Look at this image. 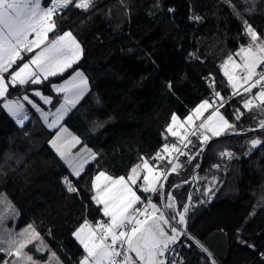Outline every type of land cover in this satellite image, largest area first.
<instances>
[{"label": "trees", "instance_id": "obj_1", "mask_svg": "<svg viewBox=\"0 0 264 264\" xmlns=\"http://www.w3.org/2000/svg\"><path fill=\"white\" fill-rule=\"evenodd\" d=\"M75 1L54 17L57 27L51 35L72 31L84 50L80 61L40 85L10 86L7 96L41 87L55 96L54 107L60 96L50 85L80 68L90 89L72 113L113 165L124 175L143 159L157 168L167 166V159L155 158L176 140L167 131L172 115L187 117L203 100L212 101L214 91L224 99L232 95L222 64L248 44L241 20L224 0H92L86 10L76 8ZM232 4L253 27L264 26V0ZM251 7L255 11L249 15ZM250 96H231L221 107L234 132L212 137L210 144L192 134L178 155L179 167L166 177L165 198L175 197L177 213L192 191L186 216L192 238L182 248L184 264H264V143L250 144L252 139L264 142L259 125L264 104L245 109ZM30 113L18 124L0 98V198L7 195L17 210L16 230L32 224L40 233L50 249L38 252L41 259L54 252L61 264H78L86 253L73 232L85 219L107 218L51 147L55 129L33 109ZM216 174L211 202L205 203V190ZM64 177L81 189L79 194L67 191ZM13 260L4 263L0 255L1 264Z\"/></svg>", "mask_w": 264, "mask_h": 264}, {"label": "snow or ice", "instance_id": "obj_2", "mask_svg": "<svg viewBox=\"0 0 264 264\" xmlns=\"http://www.w3.org/2000/svg\"><path fill=\"white\" fill-rule=\"evenodd\" d=\"M245 2L255 5L258 0H245ZM224 3L229 5L233 14L241 20L243 35L248 38V44L246 47L241 45L239 52L228 56L222 65L223 74L227 77L233 96L251 93L253 88L260 86L259 92L252 99L244 102L243 107L251 110L253 99L264 104V68L260 72L257 71L264 65V26L257 25L260 28L258 32L257 27H253V24H250L248 19L237 11L232 0H224ZM70 5H73V0H0V98L6 99L10 86L16 88L40 85L49 77L63 74L80 61L84 50L72 31H64L51 41L48 39L49 33L54 32L57 27L54 17L61 10L68 9ZM91 5L92 0H78L74 4L76 8L84 10ZM169 11L174 10L169 9ZM247 11L251 15L255 9L251 7ZM38 48L39 52L29 56L28 60H24L22 54L33 53ZM236 57L239 58V62ZM18 61L22 63L18 64ZM13 65H16L15 70H12ZM214 83L213 78L211 86L214 87ZM50 87L56 93L64 94L63 103L54 112L44 111L27 94L16 100L6 99L3 108L20 122L28 116L21 99L39 112L48 128L57 129L54 138L50 141L51 147L71 170L70 176L79 179L89 159H96L97 153L85 146L82 151L73 154L72 149L81 143L80 138L72 135L61 121L89 91L88 78L82 71L75 70V74L71 75L70 79H66L62 84H51ZM168 87L171 88V85L169 84ZM33 94L44 104L52 103V98L43 95L40 90H34ZM213 97L211 103L208 99L203 100L183 122L192 126L195 120L201 121L195 129L200 133L202 144L209 142L212 137L224 135L226 131L235 130V125L229 123L220 112V108L224 106V97L215 91ZM217 100L220 101L219 104ZM210 108L213 111L204 117V113ZM241 115L242 113L238 112L235 118L238 120ZM259 125L261 129H264V119L259 121ZM97 127H103V125L99 124ZM176 127H183V124L179 122V117L173 114L167 131L174 137L179 136ZM261 143L264 142L260 139L250 141L252 148H256ZM172 150L180 151L176 144H172L171 147L166 144L162 151L170 154ZM220 155L230 159L233 156L231 152H222ZM164 158L158 153L155 159ZM169 163L172 162L169 161ZM177 167L179 165H174L171 170L175 172ZM140 171H146V174L143 177L142 188L138 187L137 190L142 193H158L160 189L157 185L160 184L162 187L161 177L166 179L167 173L154 171L148 160H143L142 164L134 166L127 179L125 176L114 178L104 171L95 175L90 189L94 191V194L90 199L100 206L107 222L97 221L93 224L85 219L73 232L75 239L83 246L86 253L78 264H174V261H170L166 254L175 251L171 246L177 244L178 238L186 236L187 232L186 228L182 231L171 221L177 220L178 216L177 223L186 226V216L192 207L191 196L188 197V203L180 205L181 211L168 217L152 202L151 198L145 197L144 200L147 201L145 203L141 196L137 195V191L133 190ZM62 183L67 186V191L70 193L79 194L81 191L68 177H64ZM211 191L209 188L208 192L211 193ZM0 199L15 214L11 202L7 201L6 197ZM138 204L141 206L137 207ZM165 208L175 211L177 208L175 197H169ZM3 219L4 216L0 215V221ZM166 228L170 229L171 234ZM49 235H51L50 231ZM9 237L8 240L3 241L7 244V249L0 247V251L6 250L9 255L16 256L22 264H40L33 259L32 255L24 251L29 245H34L36 252L50 251L32 224L18 234L9 233ZM204 251L207 252V249ZM131 254L135 255V259ZM45 264H61V262L53 252L52 258ZM212 264H215V261H212Z\"/></svg>", "mask_w": 264, "mask_h": 264}, {"label": "rangeland", "instance_id": "obj_3", "mask_svg": "<svg viewBox=\"0 0 264 264\" xmlns=\"http://www.w3.org/2000/svg\"><path fill=\"white\" fill-rule=\"evenodd\" d=\"M76 2H78V0H76L75 1V3ZM31 38V37H30ZM48 39L49 40H51L52 39V37L50 36V33H49V37H48ZM245 47L247 46V45H244ZM240 49V48H239ZM239 49L238 50H236L234 53H232L231 55H234L235 53H237V52H239ZM230 56V55H229ZM228 58V57H227ZM236 59H237V62H239V58L238 57H236ZM227 60V59H226ZM225 60V61H226ZM224 61V62H225ZM224 62H223V64H224ZM222 64V65H223ZM222 71H223V67H222ZM237 71H239V70H237ZM71 75H74V74H69L68 76H66L65 78H62L61 80H59V81H55V82H53L52 84H62V83H64V81L66 80V79H70L71 78ZM5 77H6V79H8V76H7V74H5ZM34 90H40L41 92H42V94L43 95H45V96H50L51 98H52V103L55 101V96L54 95H52V94H49V93H46L45 91H44V89L43 88H32L31 90H30V92L31 93H24L23 95H25V94H27V95H29V98L30 99H32L33 100V102H35L36 104H38L44 111H46V112H54L55 111V109L57 108V107H59V105L61 104V103H63V101H58V103H56V105L54 106V107H52V103L51 104H44L43 103V101L39 98V97H36V96H34V94H33V91ZM259 90H260V86L258 85L257 87H256V89H255V91L253 92L254 94V96L259 92ZM22 95V96H23ZM22 96H20V97H16V98H13V97H9V96H7L6 97V99H11V100H16V99H18V98H21ZM1 99H3V103L4 102H6V99L5 98H1ZM249 99H251V96L249 97ZM218 101V100H217ZM216 101V102H217ZM210 103L212 102V101H209ZM21 103H23L24 104V106H25V109L27 110V113H28V116H27V118L25 119V120H23V122H20V121H18V120H16L17 122H18V124H24V122H26L28 119H29V117L31 116V113H30V111H31V109H33L34 111H36L34 108H32L31 107V105H29L26 101H23L22 99H21ZM218 104V103H217ZM261 103H259L257 100H256V103H254L253 105H260ZM195 109V108H194ZM213 111V109H209L207 112H205L204 113V117H207L211 112ZM37 112V111H36ZM220 112H221V114L222 115H224L225 116V118L229 121V123H232L228 118H227V116L225 115V113L223 112V110L220 108ZM191 113H192V111H191ZM190 113V114H191ZM37 114H39L40 115V113L39 112H37ZM189 114V115H190ZM41 116V115H40ZM71 116L73 117V113H72V110L68 113V115L67 116H65V118L61 121V123L62 122H64V121H68V122H70V118H71ZM42 117V116H41ZM179 117V116H178ZM186 118V117H185ZM185 118H181V117H179V122L180 123H182L183 124V127L184 128H186L187 129V132L186 133H181L180 132V128H182V127H176V131L182 136V135H184L183 137H176V140H174V142L176 143V146H177V148H179V144H182L183 142L186 144L187 143V141L189 140V138L191 137V135L194 133V132H192L193 130H195L194 128H195V126L196 125H198V123H199V121L200 120H195V124L194 125H192V126H189L188 124H186V123H183L184 121H185ZM49 120H51V117H49ZM233 124V123H232ZM186 126V127H185ZM235 131V130H234ZM234 131H226L225 132V134L227 133V132H234ZM169 133V132H168ZM191 133V135H190V137L188 138V135ZM196 133V132H195ZM170 134V133H169ZM198 135H199V133H197ZM200 136V135H199ZM181 138H183V139H181ZM166 145V144H165ZM167 145H169L168 143H167ZM170 146V145H169ZM163 150V149H162ZM173 152H174V150H172L171 152H170V154H167V153H165L166 155H167V157H170V156H172V154H173ZM156 157H157V155H156ZM167 159V158H166ZM143 160H147V159H143ZM143 160H141L138 164H142V161ZM164 160V159H163ZM168 160V159H167ZM159 161H162V160H160L159 159ZM168 162H169V160H168ZM148 163L151 165V166H153V168H154V171H156L157 170V167L153 164V163H151L149 160H148ZM174 165H179V162L176 160L175 162H174ZM173 165V166H174ZM136 166V165H135ZM201 167H202V165H200ZM200 166H199V168H200ZM219 166V167H218ZM216 167H218V169H219V171H221L223 168H221V166L219 165V164H216ZM178 168V167H177ZM170 171H171V169H170ZM169 171V172H170ZM104 172L107 174V175H110V176H112V177H114V178H117V177H119V176H125V178L127 179L128 178V176L131 174V172H130V174L129 175H124V174H122V173H120V174H115V173H112L111 172V170H109V168H105V170H104ZM146 174V171H140V173H139V178H138V180H137V182H139V181H141V180H143V177H144V175ZM217 180H218V174H216V176H214V177H212V179H211V181L209 182V184H208V186H207V188H206V190H205V193H207L208 192V189L209 188H211V190H213L214 189V187H215V185H216V182H217ZM91 181H87V183H85V185L84 186H86V188H87V190L93 195L94 194V191H92V190H90L91 189ZM138 188L137 187H135V185H133V190L134 191H137V195H140V193H139V191L137 190ZM211 193H212V191H211ZM211 193H210V197H211ZM205 195V194H204ZM141 196V195H140ZM2 197H6L7 198V201H9V197L7 196V195H4V196H2ZM1 197V198H2ZM168 199H169V197H167L166 198V204L168 203ZM12 204V203H11ZM157 205V207L162 211V212H164V214L166 215V216H168V217H171L172 215H175L176 213H177V210L175 209V211H173L172 209H168V212L165 210V208L160 204V202H158V204H156ZM12 206H13V204H12ZM14 207V206H13ZM14 209H15V207H14ZM16 209H15V214H13V211L11 210V209H9L6 205H5V203L3 202V200L2 199H0V215H3L4 216V219L2 220V221H0V247H3L4 249H7V244L6 243H3V241H6V240H8L10 237H9V233H11V234H13V235H15V234H18L20 231H22L23 229H19V230H16L15 229V227H14V225H15V222L13 221V219H15V215H16ZM177 220H178V216H177ZM177 220H173V221H171V223L174 225V226H176L178 229H180L181 230V226L182 225H179L178 223H177ZM78 229V228H77ZM166 230H168L169 231V234H171V232H170V229H167L166 228ZM180 239V237L178 238V240ZM33 246L34 245H29L27 248H25L24 249V251L25 252H27L29 255H32L33 256V259L34 260H37V261H39L40 262V264H45V262L47 261V260H50L51 258H52V254L51 255H49L48 257H47V259L45 260V259H41L40 257H41V254H38V252H36V251H34V248H33ZM13 251H14V249H13ZM0 255L1 256H3L4 257V261L7 263L8 261H9V259H11L12 257H13V261H12V263L11 264H13V262H15V264H22V262L16 257V256H14V255H9L8 254V252L5 250V251H0ZM132 256H133V259H135V255L134 254H131ZM4 262V263H5Z\"/></svg>", "mask_w": 264, "mask_h": 264}, {"label": "crops", "instance_id": "obj_4", "mask_svg": "<svg viewBox=\"0 0 264 264\" xmlns=\"http://www.w3.org/2000/svg\"><path fill=\"white\" fill-rule=\"evenodd\" d=\"M62 34V33H60ZM59 35V34H58ZM74 35V34H73ZM50 36L52 37V39H54L55 36H52L50 33ZM51 39V40H52ZM49 40V41H51ZM78 40V39H77ZM43 47V45L41 46ZM40 49H35L33 53H29L26 54L29 56L35 55L36 52H39ZM25 55V54H22ZM27 58V60H28ZM26 61V60H25ZM261 67V66H260ZM259 67V68H260ZM258 68V69H259ZM16 66L13 65V69L15 70ZM257 69V71H258ZM75 70H80L84 73V75L88 78L87 74L85 73V71H83L80 68L74 69L71 74H75ZM11 71V70H10ZM88 83H89V79H88ZM35 88H40V87H35ZM52 89V88H51ZM89 89H90V83H89ZM53 90V89H52ZM54 91V90H53ZM55 92V91H54ZM31 93V92H28ZM56 93V92H55ZM60 96V100L59 101H63L64 98V94L63 93H56ZM87 94V92L85 93V95ZM84 95V96H85ZM83 96V97H84ZM82 100V99H81ZM80 100V101H81ZM79 104V103H78ZM77 104V105H78ZM76 105V106H77ZM74 109V108H73ZM72 109V111H73ZM194 110V109H193ZM192 110V111H193ZM15 119V118H14ZM43 119V118H42ZM16 120V119H15ZM64 127H66L68 129V131L74 135V136H78L80 138L81 143L76 145L75 148L72 149L73 154H76L77 152H80L83 150V148L86 146L88 149H91L92 152L97 153L96 159H89V162L85 165V169L84 172L81 174V178H79V182L84 186L85 183H87V181H92L94 180L95 175H97L100 171H104L105 168H109V170H111L112 173H117L120 174L121 172L116 168L115 165H113V163L110 161V159L108 158V156L106 155V153L104 152L103 148L101 147V145L94 139V137L92 136V134L89 132V130H87V128L85 126L82 125V123L80 122L79 118L76 117L73 114V117L71 116L70 118V122L68 121H64L61 123ZM186 127V126H185ZM55 131H57V129H55ZM56 133V132H55ZM184 135H180L179 137H183ZM174 137V136H173ZM54 138V135L52 137V139ZM51 139V140H52ZM171 147L172 144H176L174 141L173 142H169L168 143ZM169 154V153H167ZM71 171V170H70ZM84 188H86V186H84ZM87 189V188H86ZM140 193V192H139ZM141 197L142 194L140 193Z\"/></svg>", "mask_w": 264, "mask_h": 264}, {"label": "built area", "instance_id": "obj_5", "mask_svg": "<svg viewBox=\"0 0 264 264\" xmlns=\"http://www.w3.org/2000/svg\"><path fill=\"white\" fill-rule=\"evenodd\" d=\"M262 68H264V65H262V66L258 69V72H260ZM241 91H242V90H241ZM253 94H254V93H253V90H252V92H251V99H252V97L254 96ZM231 96H233V95H231ZM231 96H230V97H231ZM230 97L225 98V99H224V103H225ZM217 103L219 104L220 101L218 100ZM252 103H253V104L256 103V100L253 99ZM200 122H201V121H199V123H200ZM199 123H198V124H199ZM194 129H195V128H194ZM176 130H177V129H176ZM180 132H181V133H182V132H183V133H186V132H187V129L184 128V127H182V128H180ZM192 132H196V129L193 130ZM196 133H199V132H196ZM190 135H191V133L188 135V138L190 137ZM199 135H200V133H199ZM184 145H185L184 142H183L182 144H179V148H178V149H180V151H181L182 148L184 147ZM180 151H179V152L174 151L173 154H172V156L167 157V155H166L165 153H163L162 150H160L158 153H159V154H162V155L165 157L164 159L167 158V159H168L169 161H171L172 163H169V164H168L167 166H165V167L157 168L156 171L166 172L167 175H168L170 169H172V167H173V165H174V162L177 160ZM158 153H157V154H158ZM157 154H156V155H157ZM160 160H163V159H160ZM218 167H219V166H218ZM218 167H217V168H218ZM165 180H166V179H165L164 177H161V181L163 182V184H162V187H161L160 184L157 185V187L160 189V191H159L158 193H155V194H153V193H143L141 199L144 200L145 197H149V198H151V200H152L153 203L158 204V201L156 200V196H157V194H159V195H160V204L165 208V205H166L165 189H164V186H165ZM142 181H143V180L137 182V184H136V185H137L138 187H140V188H142V186H143V185H142ZM144 202L147 203L146 200H144ZM204 202H205V203H210V202H211V197H210V193H209V192L205 193ZM140 206H141V205H139V204L137 205V207H140ZM165 210L168 212V209L165 208ZM89 222L95 224L97 221L91 219V220H89ZM180 228H181L182 231L185 230L184 227H183V225H182ZM186 232H187V235L184 236L183 240H182L177 246H174V247H173V248L175 249V251H174V252H170L169 260H170V261H174V264H184V260H183V256H182V248H183L184 245L189 246V245H190V240H189V239L192 238V236L190 235L189 231L186 230ZM4 262H5V261H4ZM0 264H1V262H0Z\"/></svg>", "mask_w": 264, "mask_h": 264}, {"label": "water", "instance_id": "obj_6", "mask_svg": "<svg viewBox=\"0 0 264 264\" xmlns=\"http://www.w3.org/2000/svg\"><path fill=\"white\" fill-rule=\"evenodd\" d=\"M211 141H212V140H210V141L208 142V144H210ZM200 168H201V166H200ZM191 202H192V191H191ZM186 221H187V218H186ZM183 227H184V229L186 228V230H188V223H186V226L184 225ZM183 238H184V236H181L177 243H180V242L183 240ZM175 245H176V244H175ZM175 245H172L171 248H173ZM170 252H171V251H170ZM168 257H169V256H168Z\"/></svg>", "mask_w": 264, "mask_h": 264}, {"label": "flooded vegetation", "instance_id": "obj_7", "mask_svg": "<svg viewBox=\"0 0 264 264\" xmlns=\"http://www.w3.org/2000/svg\"><path fill=\"white\" fill-rule=\"evenodd\" d=\"M166 255H168L170 257V252L168 254H166Z\"/></svg>", "mask_w": 264, "mask_h": 264}]
</instances>
